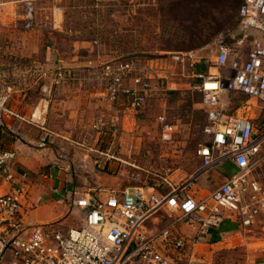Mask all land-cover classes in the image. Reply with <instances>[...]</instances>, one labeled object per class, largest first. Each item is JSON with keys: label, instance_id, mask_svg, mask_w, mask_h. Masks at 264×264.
Returning a JSON list of instances; mask_svg holds the SVG:
<instances>
[{"label": "built area", "instance_id": "2783aa9c", "mask_svg": "<svg viewBox=\"0 0 264 264\" xmlns=\"http://www.w3.org/2000/svg\"><path fill=\"white\" fill-rule=\"evenodd\" d=\"M33 10L32 3L26 2L25 29L34 26ZM237 21L238 34H219L212 43L215 65L222 73L198 74L202 83L197 89L207 109L203 133L209 142L196 150L200 166L176 187L163 193L155 188L150 193L142 188L113 190L105 199L80 196L73 200V206L83 212L78 228L53 230L51 225H28L22 213L28 196L27 174L18 170L15 151L0 146V264H183L188 240L178 229L180 224L191 227L195 232L192 243L200 244L220 227L228 212L236 214L243 229L264 216V157L258 158L264 146V114L258 124L228 113L220 105L223 94L239 93L264 109V0H243ZM192 57L189 52L169 59L192 67ZM166 62L167 58L132 53L103 63L95 79L103 87V107L90 122L91 131L99 138H119L127 112L141 113L155 89L165 92V84L156 85L155 80ZM50 75L40 86L43 106L36 105L28 116L10 111L6 95L0 96V127L5 115L13 117L40 131L37 147L57 145L60 156L67 160V144L58 143L47 127V106L55 90L84 83L89 75L84 77L61 65ZM157 119L161 138L167 142L173 126L164 116ZM73 144L84 148L83 143ZM99 156L109 160L107 154ZM225 161L235 166L233 175L201 199L188 195L197 177ZM159 215H165L168 222L149 231L147 222Z\"/></svg>", "mask_w": 264, "mask_h": 264}, {"label": "rangeland", "instance_id": "374dc122", "mask_svg": "<svg viewBox=\"0 0 264 264\" xmlns=\"http://www.w3.org/2000/svg\"><path fill=\"white\" fill-rule=\"evenodd\" d=\"M28 1L34 7V18L36 15L40 18L48 17L50 13L55 12L51 5L52 3L55 7V0L51 2L25 0V6ZM240 1L196 0L195 2L200 6L197 7L193 4L194 0L188 3L178 0L176 5H171V0H57L56 6L61 9V13L65 12L64 3L67 4L70 14L69 25H72L69 28L79 29L80 34L75 37L73 35L56 37L61 53L69 57L77 55L79 58L91 60L97 58L101 62L99 66L82 67L81 73L78 74L89 77L81 85L84 84L86 87L90 85L96 79L99 67L112 58L137 53L148 58L168 60L155 80L156 85L165 84V92L148 100L144 111L137 114L134 120L124 119L119 138L114 141L108 135H103L96 146H92L88 140L87 142L74 140L83 143L84 146V148L76 147L94 155L93 163L97 171H101L100 168L104 166L99 153L107 154L108 162L117 164L116 175L113 176L117 180L96 182L95 179H89V176L84 174L87 177L85 180L74 182L78 190L91 188L92 191L86 193L94 198L98 197L99 191L108 193L127 188H142L145 192H150L148 187H153L163 193L168 188L176 187L190 178L201 164L196 154L197 148L209 142V137L203 133V128L207 124L205 113L207 109L202 102L201 91L194 86L197 87L202 83L198 74L222 73L223 70L217 67L215 62L209 61V58L216 53L212 43L219 33L236 28ZM35 22L31 29L25 31L32 30ZM96 31L100 34L96 35ZM4 40H6L4 33H0V45ZM29 40L32 41V38ZM44 40L49 41V38ZM189 52L193 55L192 68L188 62L178 64L169 59ZM54 59L51 60L52 63ZM43 62L42 69L52 71V67H49L52 63L47 60ZM3 71L0 68V76L4 73L5 76L12 78L10 80L12 84L0 83V96H7L9 92L7 88H11L13 92L19 85L12 81L16 78L15 72ZM33 79L34 77L27 75L21 87L31 93V90L34 91V88L31 89ZM35 88H37L36 84ZM223 96L225 97L226 94ZM223 96L221 99L228 101L229 98ZM251 101L255 103L254 108H256L252 119L259 124L264 109L256 100L251 99ZM160 116H165L166 121L168 119L173 126V134L167 142L161 138V125L157 119ZM262 157H264V146L258 154V158ZM68 216L62 226L43 225H51L53 230L67 229L70 221H72L71 228L82 225L83 212L79 209L76 208L74 213ZM168 220L165 215L155 216L147 222L146 227L149 231L155 232ZM237 235L212 246L203 243L194 246L187 244L182 263H263L264 216Z\"/></svg>", "mask_w": 264, "mask_h": 264}, {"label": "crops", "instance_id": "0c3cea01", "mask_svg": "<svg viewBox=\"0 0 264 264\" xmlns=\"http://www.w3.org/2000/svg\"><path fill=\"white\" fill-rule=\"evenodd\" d=\"M0 1V33H4L6 39L0 45V68L4 70L3 72H15L16 78L12 81L19 85L13 92H11V88H7L9 91L6 96L7 107L10 111L21 116H28L36 105L43 106L40 86L45 82L47 76L51 78L50 72L57 65L81 73L82 67L101 64L97 58L91 60L79 58L77 55L69 57L61 53L56 37L80 35L79 29L69 28L72 25H69L70 14L67 4L64 3L65 12L61 13V9L56 6L57 0H55V7L51 3L55 12L44 18L36 15L35 27L30 31H25V0ZM232 32L234 34L239 33L238 24ZM95 33L97 35L99 32L96 31ZM29 38H32V41ZM45 38H49V41H45ZM215 57L216 53L213 54L212 58H209V61L214 63ZM52 59H54L53 63L51 62ZM44 60L52 63L49 66L52 67V71L42 69ZM209 68V74H211V67ZM27 75L34 77L31 86L34 91L31 90V93L28 89L21 87ZM11 79L3 73V76H0V83L2 85L6 82L12 84ZM35 84L37 88H35ZM194 88L197 87L194 86ZM162 94L155 89L149 100ZM102 95L103 87L97 80L92 81L87 87L81 83L71 84L58 91L55 90L52 94L47 106L46 124L51 132L57 136L58 143L67 144L69 152V159L67 160L60 156L57 145L47 148L37 147L40 137L39 130L8 115L4 116V125L0 127V146L15 151V162L18 170L27 174L28 196L22 207L23 221L26 224H57L62 226L67 221L68 215L73 214L76 210V207L73 206V200L88 195L87 193L92 191L91 188L82 190L76 188L74 182L85 180L87 177L84 174L88 175L89 179H95L96 182L101 180L114 182L117 180L116 177H113L116 175L115 170L117 169L115 162H108L109 160L106 161L105 158H101L104 166L100 168L101 171H97L93 163L94 155L73 144L74 140H85V142L88 140L92 146H96L97 141L100 140L95 132L89 130V124L103 107L100 99ZM225 97L229 98L228 101L220 99V105L224 111L253 120L252 114L256 108H254L255 103L251 99L239 93H226ZM225 97L223 96V98ZM136 116L133 112L128 111L124 119L134 120ZM253 121L255 122V120ZM167 122L169 123L168 119ZM12 126L14 127L13 131L10 130ZM235 171L233 163L225 161L197 177L187 193L195 199H201L225 182ZM148 188L151 192L153 187ZM80 191L83 193L80 194ZM150 192L147 191L146 193ZM107 195L108 193L99 191L97 198L105 199ZM68 223L67 228H71L72 221ZM178 229L188 240V244L194 246L195 244L191 241L194 238V230L186 224H180ZM243 230L236 214L228 212L225 214L220 227L211 232L203 244L212 246L225 242L226 238L233 235L238 236L237 234ZM261 264H264V261Z\"/></svg>", "mask_w": 264, "mask_h": 264}, {"label": "trees", "instance_id": "16d2710c", "mask_svg": "<svg viewBox=\"0 0 264 264\" xmlns=\"http://www.w3.org/2000/svg\"><path fill=\"white\" fill-rule=\"evenodd\" d=\"M177 1H178V0H171V3H170V4H171V5H172V4H175V5H176V4H178ZM190 1H192V0H180V2H182V3H185V2L188 3V2H190ZM195 1H196V0H194L193 4H195L197 7H200V6H198L199 4H198L197 2H195ZM242 3H243V0L240 1V5H241ZM240 5H239V7H240ZM238 9H239V8H238ZM237 11H238V10H237ZM237 24H238V21H237ZM231 32H232V30H228V31H225V32H222V33H219V34H228V33H231ZM219 34H218V35H219ZM218 35H217V36H218ZM217 36H216V37H217ZM216 37H215V38H216ZM215 38H214V39H215ZM131 54H132V53H131ZM131 54H130V55H131ZM130 55H128V56H130Z\"/></svg>", "mask_w": 264, "mask_h": 264}]
</instances>
